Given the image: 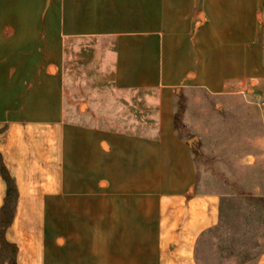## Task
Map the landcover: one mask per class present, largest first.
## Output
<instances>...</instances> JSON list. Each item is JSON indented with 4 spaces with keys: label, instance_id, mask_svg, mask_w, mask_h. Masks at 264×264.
Instances as JSON below:
<instances>
[{
    "label": "crops",
    "instance_id": "0c3cea01",
    "mask_svg": "<svg viewBox=\"0 0 264 264\" xmlns=\"http://www.w3.org/2000/svg\"><path fill=\"white\" fill-rule=\"evenodd\" d=\"M263 6L0 0V223L19 264H198L220 198L197 189L177 105L264 97Z\"/></svg>",
    "mask_w": 264,
    "mask_h": 264
},
{
    "label": "rangeland",
    "instance_id": "374dc122",
    "mask_svg": "<svg viewBox=\"0 0 264 264\" xmlns=\"http://www.w3.org/2000/svg\"><path fill=\"white\" fill-rule=\"evenodd\" d=\"M262 11L264 21V6ZM263 101L264 97L255 93L219 103L204 91L192 89L177 105L176 128L191 143L197 189L220 198V221L200 240L196 248L198 264H264ZM13 194L5 205L8 213ZM12 218L9 214L1 216L4 264H19L14 257L16 248L4 235ZM62 239L57 237V243ZM92 251L99 253V247Z\"/></svg>",
    "mask_w": 264,
    "mask_h": 264
},
{
    "label": "built area",
    "instance_id": "2783aa9c",
    "mask_svg": "<svg viewBox=\"0 0 264 264\" xmlns=\"http://www.w3.org/2000/svg\"><path fill=\"white\" fill-rule=\"evenodd\" d=\"M262 105H264V101L262 102Z\"/></svg>",
    "mask_w": 264,
    "mask_h": 264
}]
</instances>
